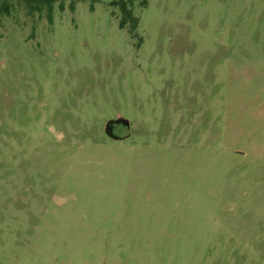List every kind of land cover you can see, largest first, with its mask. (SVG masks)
<instances>
[{
	"label": "rangeland",
	"instance_id": "obj_1",
	"mask_svg": "<svg viewBox=\"0 0 264 264\" xmlns=\"http://www.w3.org/2000/svg\"><path fill=\"white\" fill-rule=\"evenodd\" d=\"M116 2L0 8V264H264V0Z\"/></svg>",
	"mask_w": 264,
	"mask_h": 264
},
{
	"label": "trees",
	"instance_id": "obj_2",
	"mask_svg": "<svg viewBox=\"0 0 264 264\" xmlns=\"http://www.w3.org/2000/svg\"><path fill=\"white\" fill-rule=\"evenodd\" d=\"M14 0H1V12L8 13L10 10L11 2ZM31 9L32 12H42L43 9L47 8V18L50 23L53 22V10L54 3L59 0H22ZM137 0H117L118 6L122 12L121 27H124L128 23L130 24V30L133 32L137 29L139 19L134 15V6ZM72 11L75 10V2L70 5Z\"/></svg>",
	"mask_w": 264,
	"mask_h": 264
},
{
	"label": "water",
	"instance_id": "obj_3",
	"mask_svg": "<svg viewBox=\"0 0 264 264\" xmlns=\"http://www.w3.org/2000/svg\"><path fill=\"white\" fill-rule=\"evenodd\" d=\"M114 123H121L123 126H126V127L130 126V121L128 119L119 118L117 120H111L107 123V126H106V132L109 134V136L111 135L110 131L113 130L112 125Z\"/></svg>",
	"mask_w": 264,
	"mask_h": 264
},
{
	"label": "flooded vegetation",
	"instance_id": "obj_4",
	"mask_svg": "<svg viewBox=\"0 0 264 264\" xmlns=\"http://www.w3.org/2000/svg\"><path fill=\"white\" fill-rule=\"evenodd\" d=\"M121 125H122L121 123H114V124L112 125L113 130L110 131L111 136H113L114 138H118V139H119V136H118L117 134H115L114 131H115L116 129L120 128Z\"/></svg>",
	"mask_w": 264,
	"mask_h": 264
}]
</instances>
